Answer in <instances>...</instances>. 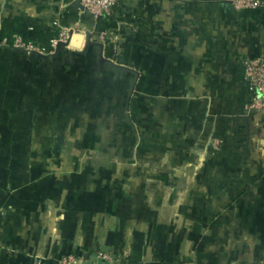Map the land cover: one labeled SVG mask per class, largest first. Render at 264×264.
Masks as SVG:
<instances>
[{
    "label": "crops",
    "instance_id": "0c3cea01",
    "mask_svg": "<svg viewBox=\"0 0 264 264\" xmlns=\"http://www.w3.org/2000/svg\"><path fill=\"white\" fill-rule=\"evenodd\" d=\"M117 11L0 0V36L79 26L52 57L0 46V264L99 247L115 264H264V108L242 64L264 53V7Z\"/></svg>",
    "mask_w": 264,
    "mask_h": 264
},
{
    "label": "built area",
    "instance_id": "2783aa9c",
    "mask_svg": "<svg viewBox=\"0 0 264 264\" xmlns=\"http://www.w3.org/2000/svg\"><path fill=\"white\" fill-rule=\"evenodd\" d=\"M237 10L264 7V0H229ZM83 14L91 18H112L118 14L117 9L122 0H74ZM123 15L132 12L131 8L122 7ZM129 10V11H127ZM131 15H133L131 13ZM78 25L61 26L57 33L46 43L28 40L18 33H8L0 36V46L19 49L27 54L42 58L52 57L60 45H65L78 33ZM105 33H103L104 35ZM107 35V34H106ZM243 78L251 92L250 109L264 108V53L243 59ZM94 256L79 259L72 255L62 256L56 260L57 264H115L116 257L109 250L99 247Z\"/></svg>",
    "mask_w": 264,
    "mask_h": 264
},
{
    "label": "trees",
    "instance_id": "16d2710c",
    "mask_svg": "<svg viewBox=\"0 0 264 264\" xmlns=\"http://www.w3.org/2000/svg\"><path fill=\"white\" fill-rule=\"evenodd\" d=\"M8 48H11V47H8Z\"/></svg>",
    "mask_w": 264,
    "mask_h": 264
}]
</instances>
